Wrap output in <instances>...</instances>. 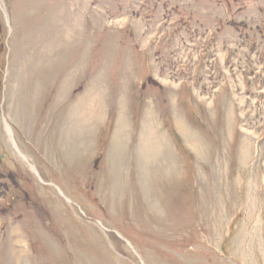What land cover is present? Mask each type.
Returning <instances> with one entry per match:
<instances>
[{"label": "rangeland", "instance_id": "374dc122", "mask_svg": "<svg viewBox=\"0 0 264 264\" xmlns=\"http://www.w3.org/2000/svg\"><path fill=\"white\" fill-rule=\"evenodd\" d=\"M0 264H264V0H0Z\"/></svg>", "mask_w": 264, "mask_h": 264}]
</instances>
